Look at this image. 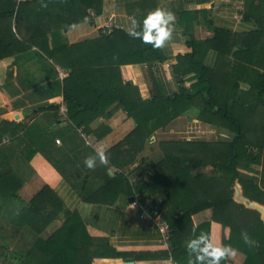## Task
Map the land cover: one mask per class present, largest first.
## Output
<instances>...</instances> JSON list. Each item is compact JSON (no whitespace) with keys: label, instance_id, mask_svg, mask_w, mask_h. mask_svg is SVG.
Listing matches in <instances>:
<instances>
[{"label":"trees","instance_id":"16d2710c","mask_svg":"<svg viewBox=\"0 0 264 264\" xmlns=\"http://www.w3.org/2000/svg\"><path fill=\"white\" fill-rule=\"evenodd\" d=\"M91 11L101 15L103 0H0V60L16 57L36 47L66 72L60 85H54V94L60 96L62 104L38 108L33 114L58 113L64 106L65 111H61L65 120L70 122V129L90 133V124L97 117H109L120 109L127 112L136 126L124 140L106 152L105 170L109 167L108 163L119 169L133 164L156 130L167 127L175 118L191 111L197 113L198 120L230 131L233 139L216 143L163 142L162 159L134 186L128 183L124 172H119L98 189L91 190L84 200L112 204L114 202L108 201L106 196L113 195L115 190L114 195L117 194L125 182L128 193L132 195L143 197L161 193L162 200L152 206H157L158 215L170 228L171 252L166 251V256L172 255L177 264H188L186 242L193 236L203 231L215 239L213 225L220 226L223 232L222 244L230 245L245 256L243 264H264V214L256 206H250L234 196L235 187L241 186L246 199L264 207V167L260 172L252 167L264 166V132H255L253 138L257 140L251 139L246 122L238 116L237 102L230 103V98L237 96L236 90H229L225 95L216 88L215 70L205 66L197 55L202 46L219 47L221 57L232 52L236 61L243 58L245 61L248 57L260 55L255 49L256 44L251 43L249 48L242 45L233 51V46L228 47L227 41L234 35L219 28H214V37L205 42H197L191 37L188 45L193 47V52L178 56L176 73L179 77L194 73L195 83L186 87L185 81L179 79L178 91L173 96L159 94L144 100L132 82L123 80L121 67L163 60L152 46L118 27L109 32L102 30L96 39L72 45L60 43L61 30L85 21ZM190 14L182 12L180 20ZM245 18L259 25L251 36L264 38V0H248ZM58 75L59 72L56 73ZM238 75L245 80L248 76L243 71ZM263 96L264 74L259 72L250 82V89L243 92L241 101L253 98L247 108L256 111L259 106L264 108ZM261 118L263 122L256 123V129L264 131V114ZM22 131L23 124L0 120V223L6 217L8 201L18 198L16 191L20 182L15 181L18 178L11 171V160L16 155L22 158L24 151L19 154L16 148L22 145L24 139L26 149L28 145L31 147L25 154L28 158L41 152L57 168L51 159L55 140L45 132H33L25 138L20 135ZM250 145H256L257 151L251 152ZM203 168L209 169L208 173H193ZM26 205L13 222L38 234L54 216L50 207H62L49 186H45ZM207 209L213 210L212 219L195 226L193 215ZM66 214L57 232L48 240L38 241L35 246L38 249L26 252L25 256L34 257L38 250L40 256L37 261L40 259V264H92L94 257L105 255L100 252L98 242L101 241L88 234L78 213L67 211ZM242 233H247L250 242L245 241ZM103 243L107 247V242ZM91 244H95V250L90 249ZM7 251L6 244H0V258L8 257ZM112 254L122 256L115 250ZM135 256L147 258L153 254ZM228 261L229 257H226L221 264H228Z\"/></svg>","mask_w":264,"mask_h":264},{"label":"crops","instance_id":"0c3cea01","mask_svg":"<svg viewBox=\"0 0 264 264\" xmlns=\"http://www.w3.org/2000/svg\"><path fill=\"white\" fill-rule=\"evenodd\" d=\"M247 4L248 0H103L102 14L95 15L89 21L85 20L61 30L62 40L60 43L65 42L72 45L96 39L102 30L107 31L105 26L109 22H114L118 28L128 32L132 26V20L138 21L140 27L144 17L158 7L174 12L176 20L170 41L162 48H154L149 44L157 55L163 57V60H156L152 63L127 64L121 67L123 80L132 82L139 89L144 100H150L159 94L173 96L178 91L179 79L185 81L186 87L195 83L194 73L183 77H179L176 73L178 56L193 52V47L188 45L191 37L197 42H205L214 37V28H219L234 35L227 41L228 47L233 46V51L238 50L242 45L249 48L251 43H255V49L259 51L260 55H255L251 57L252 59L248 57L247 60L245 59L246 62L244 58L236 61L232 52L221 57L218 51L219 47L202 46L197 54L205 66L215 70L216 88L221 89L225 95L229 90H236L237 96L236 98L232 96L230 103L237 102L238 116L246 122L248 133L253 134L254 137L255 132L258 131L260 134L264 132L262 128L256 129L260 114H257V110L251 109L252 111H250L247 108L252 104L253 98L241 101V96H243V92L250 89V82L254 81V76L257 73L264 74V38L251 36L256 33L259 25L245 18ZM182 12L191 14L184 15L181 21ZM50 42L52 45V37H50ZM14 62L19 63L21 67H35L33 70L37 69V73L42 74L43 82L40 87H49L44 93L51 96L42 94V98L40 96L38 99H22L19 96L11 98L10 101L9 99L0 101V105H3L4 102V106H10L5 107L8 114L1 113L0 119L23 124V131L20 135L25 138L27 134L31 135L33 132L35 134L45 132L49 134V137L51 133H62V135L55 138V143L52 146L54 154L51 159L57 167L56 169L41 152L28 158L25 154L30 151L31 147L28 145L26 149L25 139L22 145L16 148L19 154L21 150L24 151L22 158L19 159L16 155L11 160V171L18 178L15 181L20 182V187L16 191L18 198L11 199V202L8 201L6 217L0 223V244H6L8 249V257H1L0 264H21L23 262L40 264V259L37 261L40 256L38 250L36 255H33L34 257L25 256L26 252L32 250L35 252V249H38L35 247L38 241L48 240L54 235L66 219L67 211L78 213L88 234L93 239L101 241L98 242L100 243V252L105 255H103L104 257L100 255L94 257L92 264H177L172 255L166 256V251L171 252V249L168 250L163 246L160 231L149 218L141 216L146 208H150L156 201H161L163 194L143 197L137 194L132 195L128 193L125 182L117 194L114 195L115 190L113 195L106 196L108 201L114 202L112 204L86 202L84 197L90 194L91 190L104 185L107 180L119 172H124L128 183L134 186L139 178L147 174L162 159L161 143L163 142H203L191 140L190 135L185 136L188 133L187 127L194 126L202 130L206 126H211L217 129L218 132L215 131V133L221 137L222 141L220 142L231 141L233 134L226 129L198 120L197 113L191 111L175 118L167 127L156 130L147 139L137 161L133 164L119 169L108 163L109 167L105 170L106 163H99L97 158L96 167L90 169L84 164L85 157L95 155L96 150L100 148H103L106 154L110 148L124 140L134 130L135 121L129 117L127 112L120 109L109 117H97L90 124L91 132L87 133L82 129H70V122L65 120L61 109L58 113L50 111L33 114L32 111L38 108L62 104L60 96L54 94L55 84L52 83V75H56L57 72L60 74L63 68L56 65L51 58L36 47H32L26 53L16 57L0 60V65ZM241 64H243V68H241ZM14 68L18 69L15 64ZM242 71L248 75L246 80L238 75V72ZM60 77L64 78L65 76L60 75ZM185 120L186 123H184ZM176 124L183 125L184 128L182 127L183 129L180 130L181 128H176ZM57 140H60V143H57ZM254 166L256 165H252L253 168ZM203 170L206 171L198 173L205 174L209 171L206 168ZM45 186H49L56 193L62 207H50L54 216L40 234L31 228L16 225L13 221L17 219L18 213L25 210L26 203L31 201ZM235 191L239 199L242 197L250 204L264 208L246 199L241 186H236ZM212 215V209L202 211L193 215V223L197 226L210 221ZM212 228H215L216 233L214 240L222 244L223 232L220 226L213 225ZM103 242H107V247ZM90 249L95 250V244H91ZM113 250L121 253L122 256H114ZM138 254H153V256L138 258L135 256ZM244 260L245 256L235 250V255L229 256L228 264H243Z\"/></svg>","mask_w":264,"mask_h":264},{"label":"clouds","instance_id":"9594fccd","mask_svg":"<svg viewBox=\"0 0 264 264\" xmlns=\"http://www.w3.org/2000/svg\"><path fill=\"white\" fill-rule=\"evenodd\" d=\"M175 20L174 12L158 7L144 17L142 28L138 21L132 20L128 32L154 48H162L172 38ZM97 158L99 163H107L103 148L97 149L95 155L86 156L85 166L90 169L96 167ZM242 235L246 242H250L247 233ZM186 247L189 252L188 264H221L224 258L235 255V250L230 245L217 243L203 231L189 239Z\"/></svg>","mask_w":264,"mask_h":264},{"label":"rangeland","instance_id":"374dc122","mask_svg":"<svg viewBox=\"0 0 264 264\" xmlns=\"http://www.w3.org/2000/svg\"><path fill=\"white\" fill-rule=\"evenodd\" d=\"M259 1H261V0H259ZM14 64L17 66L18 69L14 68ZM34 68L35 67H32V68L21 67L20 64L17 62H14L12 64L6 63L5 65L2 63V65H0V101H3V100L8 101V99L10 101L11 98H17L19 96L22 99H38L40 96L42 98V94L47 95L44 92H46L49 89V87H42V88L40 87L41 83L43 82V79L41 78L42 74L37 73V69L33 70ZM52 79H53L52 83L56 84V85H58V84L60 85V82L62 81L60 74L58 77L55 74L52 75ZM47 96L50 97L51 95L48 94ZM5 107H10V106L9 105L4 106V102H3V105H0V114L8 112ZM262 107H264V106H262ZM256 109H257V114L258 113L260 114V116L257 115V116H259L258 122L261 123V122H263V119L261 117L264 114V108H261V106H259ZM32 113H33V111H32ZM0 120H2V119H0ZM184 123H186V120L184 121ZM182 127H183V125L179 126L178 124H176V128H181L180 130H182L184 128V127L183 128ZM186 131L188 133H186L185 136L190 135V139L193 141L196 140V141L212 142V143L222 141L221 137L220 136L218 137L217 133H215V131H217V129H215L211 126H206L205 128H202V130H200L199 127L197 128V127L192 126V127H187ZM54 134L55 133H51V139L53 141L55 140L56 137H60V136H55ZM251 139L253 141L257 140L256 138H253V136L251 137ZM249 150L251 152H253V151L256 152L257 151L256 145H250ZM258 150H259V148H258ZM263 167H264L263 165L259 164V165L254 166V169L257 172H260V171H262ZM203 171H206V170L199 169V170L194 171V172L198 173V172H203ZM255 176L259 177V175H255ZM235 195H236V191H235L234 196ZM235 198L237 199V196H235ZM243 200L244 199L242 197H240V201H243ZM248 205H250V203ZM256 207L260 211H262L264 214V208H261L258 206H256ZM0 261H2V260H0Z\"/></svg>","mask_w":264,"mask_h":264},{"label":"built area","instance_id":"2783aa9c","mask_svg":"<svg viewBox=\"0 0 264 264\" xmlns=\"http://www.w3.org/2000/svg\"><path fill=\"white\" fill-rule=\"evenodd\" d=\"M17 1H22V0H17ZM95 16V14L93 12H91V15L89 17H86L85 20L89 21L91 18H93ZM115 27H118L114 22H109L106 26L105 29L107 30V32L111 31L112 29H114ZM60 75H62V77L66 76V72L64 70L60 71ZM62 110H65V107H62ZM57 143H60V140H57ZM143 217H147L149 218L153 225L160 231L161 233V241L162 244L165 248H167L168 250L171 249V231L170 228L167 224V222L165 220H163L159 215H158V211H157V206H151L150 208H146L142 215Z\"/></svg>","mask_w":264,"mask_h":264},{"label":"water","instance_id":"95a60500","mask_svg":"<svg viewBox=\"0 0 264 264\" xmlns=\"http://www.w3.org/2000/svg\"><path fill=\"white\" fill-rule=\"evenodd\" d=\"M237 199L240 200L238 196H237ZM132 200H133V199H132ZM243 202H245L246 204H249V202H248L247 200H245V199L243 200ZM250 206H257V205H254V204L252 205V204H250ZM258 207H260V206H258Z\"/></svg>","mask_w":264,"mask_h":264}]
</instances>
